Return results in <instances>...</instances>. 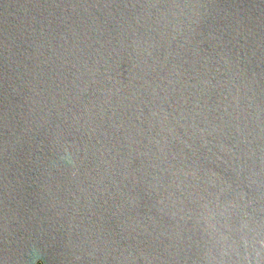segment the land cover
<instances>
[{
  "label": "water",
  "instance_id": "95a60500",
  "mask_svg": "<svg viewBox=\"0 0 264 264\" xmlns=\"http://www.w3.org/2000/svg\"><path fill=\"white\" fill-rule=\"evenodd\" d=\"M105 222L117 264H264V0H0V264Z\"/></svg>",
  "mask_w": 264,
  "mask_h": 264
},
{
  "label": "flooded vegetation",
  "instance_id": "af4514ba",
  "mask_svg": "<svg viewBox=\"0 0 264 264\" xmlns=\"http://www.w3.org/2000/svg\"><path fill=\"white\" fill-rule=\"evenodd\" d=\"M115 237V243L113 242ZM115 247V259L117 264V224L115 229V236L112 234V230L109 222L105 224H99L96 234V253L98 255L99 264H111L112 252ZM8 264H19L20 262H5ZM35 264H42L38 261Z\"/></svg>",
  "mask_w": 264,
  "mask_h": 264
}]
</instances>
